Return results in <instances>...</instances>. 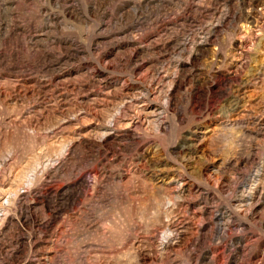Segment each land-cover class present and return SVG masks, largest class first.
Instances as JSON below:
<instances>
[{"label": "rangeland", "instance_id": "obj_1", "mask_svg": "<svg viewBox=\"0 0 264 264\" xmlns=\"http://www.w3.org/2000/svg\"><path fill=\"white\" fill-rule=\"evenodd\" d=\"M0 264H264V0H0Z\"/></svg>", "mask_w": 264, "mask_h": 264}]
</instances>
